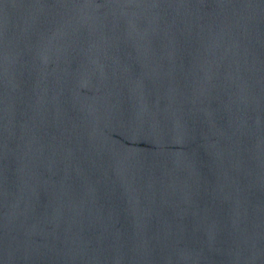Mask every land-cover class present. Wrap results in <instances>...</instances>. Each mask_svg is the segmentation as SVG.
I'll return each mask as SVG.
<instances>
[{"label": "water", "instance_id": "1", "mask_svg": "<svg viewBox=\"0 0 264 264\" xmlns=\"http://www.w3.org/2000/svg\"><path fill=\"white\" fill-rule=\"evenodd\" d=\"M0 264H264V0H0Z\"/></svg>", "mask_w": 264, "mask_h": 264}]
</instances>
